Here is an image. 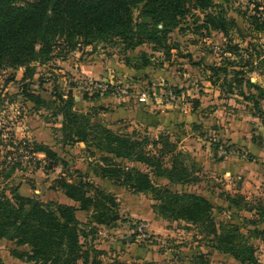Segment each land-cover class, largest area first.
I'll return each instance as SVG.
<instances>
[{
    "label": "rangeland",
    "instance_id": "obj_1",
    "mask_svg": "<svg viewBox=\"0 0 264 264\" xmlns=\"http://www.w3.org/2000/svg\"><path fill=\"white\" fill-rule=\"evenodd\" d=\"M214 1L235 25L224 35L197 29L200 22L193 25L188 18L168 35L169 55L148 43L125 49L122 43L103 42L36 63L34 75L24 83V68H1L0 171L9 177L0 178V192L16 188L23 196L67 205L54 185L78 171L114 196L118 205L121 220L112 227L96 226L94 239L87 241L101 264H240L211 248L199 227L156 214L151 195L133 193L103 176L114 164L144 173L149 169L71 142L57 109L59 97L71 95L72 110L117 135L147 138V150L156 137L168 135L173 147L164 162L169 164L177 154L191 181L169 185L149 173L151 180L172 191L203 196L212 206L214 220L237 226L253 246L258 263L264 264V241L255 234L264 230L262 118L253 101L241 97L235 87L230 93L227 86L221 87L222 74L215 85L209 79V68L222 64L228 81L232 70H241L243 79L264 89V33L256 32L248 20L254 0ZM67 50L62 46L57 52ZM223 58L233 63L225 64ZM23 84L40 99L36 104L26 101ZM38 146L51 149L57 158L38 153ZM79 218L81 223L89 220L86 213ZM27 250L0 240V264H34L12 255Z\"/></svg>",
    "mask_w": 264,
    "mask_h": 264
},
{
    "label": "trees",
    "instance_id": "obj_2",
    "mask_svg": "<svg viewBox=\"0 0 264 264\" xmlns=\"http://www.w3.org/2000/svg\"><path fill=\"white\" fill-rule=\"evenodd\" d=\"M252 11L253 15L248 17L250 24L256 32L264 33V0H254ZM188 18L193 25L200 22L197 29L224 35L228 33L227 28L235 25L233 18H228L214 0H0V69L24 68L21 79L24 83L34 75L36 63L65 57V53L79 46L103 42L122 43L125 49L148 43L164 49L169 55L170 48L165 46L168 35ZM62 46L68 50L58 53L57 49ZM223 60L225 64L233 63L229 58ZM209 69L213 85L222 74L221 87L227 86V93L235 87L241 97L253 101L254 110L264 125L261 109L264 89L250 79H243L245 72L241 70H232V78L228 81L227 68L222 64ZM243 88L254 94L245 93ZM21 93L26 101L34 104L40 100L28 91L26 84L22 85ZM194 103L198 105L197 101ZM57 109L63 121L62 128L69 134L71 142L91 146L111 155L112 160L144 165L152 176L165 179L169 185L191 181V174L184 163L177 160V154L169 164L164 162L173 147L168 135L152 140L151 149L147 150L144 148L147 138L139 141L117 135L91 123L87 115L72 110L71 95L67 99L59 97ZM37 152L48 159L57 158L45 146H38ZM107 167L110 168H105L103 176L133 193L151 195L156 202L152 206L156 214L199 227L211 248L229 254L240 264H260L253 246L248 244L239 228L217 223L210 202L203 196L157 186L149 173L136 169H124L116 164ZM3 173L0 171V178L6 180L9 174ZM54 189L77 205L42 202L35 196L21 195L16 188H10L8 194L0 192V240L28 249L24 253L12 252V255L34 264H101L96 250L88 246L87 241L89 237L94 239L96 226L112 227L121 220L115 197L78 171L60 177ZM78 211L88 215L87 223L76 218ZM255 234L264 241V230H255Z\"/></svg>",
    "mask_w": 264,
    "mask_h": 264
},
{
    "label": "crops",
    "instance_id": "obj_3",
    "mask_svg": "<svg viewBox=\"0 0 264 264\" xmlns=\"http://www.w3.org/2000/svg\"><path fill=\"white\" fill-rule=\"evenodd\" d=\"M155 139H157V137H156ZM63 199H64V200H63ZM60 201H61L62 203L67 204V205H75V203H74L73 201H71L70 199H68V198L65 197L64 195H61ZM83 213H85V212H81V211L76 212V218L79 220V219H80V218H79V215H83ZM152 215H153V214H152ZM79 221H80V220H79Z\"/></svg>",
    "mask_w": 264,
    "mask_h": 264
},
{
    "label": "built area",
    "instance_id": "obj_4",
    "mask_svg": "<svg viewBox=\"0 0 264 264\" xmlns=\"http://www.w3.org/2000/svg\"><path fill=\"white\" fill-rule=\"evenodd\" d=\"M122 93H126V91L125 90H122L121 91ZM219 153H221V154H225L226 152L225 151H223V150H220V152ZM142 226H141V224H140V226H139V228H141Z\"/></svg>",
    "mask_w": 264,
    "mask_h": 264
},
{
    "label": "water",
    "instance_id": "obj_5",
    "mask_svg": "<svg viewBox=\"0 0 264 264\" xmlns=\"http://www.w3.org/2000/svg\"><path fill=\"white\" fill-rule=\"evenodd\" d=\"M125 241H123L122 243H124ZM129 242H131V238H129Z\"/></svg>",
    "mask_w": 264,
    "mask_h": 264
}]
</instances>
